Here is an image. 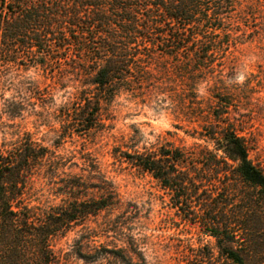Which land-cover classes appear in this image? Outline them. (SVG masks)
I'll use <instances>...</instances> for the list:
<instances>
[{
  "label": "trees",
  "instance_id": "trees-1",
  "mask_svg": "<svg viewBox=\"0 0 264 264\" xmlns=\"http://www.w3.org/2000/svg\"><path fill=\"white\" fill-rule=\"evenodd\" d=\"M234 1L0 0V75L35 72L39 78L18 80L24 94L42 85L65 90L59 139H87L102 129L107 106L124 94L157 97L189 123L192 144L167 141L114 154L154 178L180 219L204 234V243L182 250L178 264H264V169L232 119V93L214 92L209 111L199 93L204 79L217 82L215 58ZM81 153L87 173L67 174L69 156L31 133L0 148V264H74L91 258L84 248L110 232L123 244L95 257L146 260L143 238L125 232L129 210L98 156L88 146ZM41 178L52 181L60 203L32 202ZM72 232V243L59 246Z\"/></svg>",
  "mask_w": 264,
  "mask_h": 264
},
{
  "label": "rangeland",
  "instance_id": "rangeland-1",
  "mask_svg": "<svg viewBox=\"0 0 264 264\" xmlns=\"http://www.w3.org/2000/svg\"><path fill=\"white\" fill-rule=\"evenodd\" d=\"M233 3V11L224 23L221 37L224 45L215 58L217 82L211 77L204 79L199 93L204 96L208 111L214 92L223 98L232 93L229 108L232 119L248 140L250 158L264 169V0H236ZM230 32L234 33L233 37L229 36ZM19 75H0V148H10L28 132L56 154L69 156L64 171L78 174L86 168L81 149L90 147L124 201V209L129 210L123 218L125 232L134 231L143 238L146 260H139V264H178L185 247L204 243L201 230L180 219L154 178L114 155L133 146L143 149L167 141L194 143L196 139L185 132L189 123L179 119L168 102L157 101V97L144 99L124 94L107 106L102 129L94 131L87 139L61 140L60 109L67 101L65 90L42 85L36 94L29 91L24 94L19 91L18 80L30 82L39 76L33 71ZM180 125L184 128L177 127ZM58 192L52 181L41 178L34 185L31 200L33 203H60L62 197ZM118 214L119 211L103 212L89 220V225L96 227L108 216ZM75 236L72 232L60 241L59 246L67 248ZM117 238L122 237L112 232L109 237L97 236L94 245L84 248L91 258H74V264H123L111 255L95 257L103 253L105 247L123 244ZM207 240L215 244L214 238L206 237Z\"/></svg>",
  "mask_w": 264,
  "mask_h": 264
}]
</instances>
